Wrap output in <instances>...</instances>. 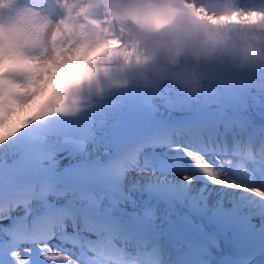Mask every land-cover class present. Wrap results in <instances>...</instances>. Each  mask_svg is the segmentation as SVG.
I'll use <instances>...</instances> for the list:
<instances>
[{
    "label": "snow or ice",
    "instance_id": "6c2138e0",
    "mask_svg": "<svg viewBox=\"0 0 264 264\" xmlns=\"http://www.w3.org/2000/svg\"><path fill=\"white\" fill-rule=\"evenodd\" d=\"M241 14L247 18L246 13L233 15ZM252 15L264 17V12ZM57 35H53L54 46ZM0 79H7L6 74ZM135 93L132 98L147 115L161 107L198 106L171 91L159 96ZM260 97H264V74L242 80L217 104L200 105L205 114L169 141L142 142L133 156L114 168L112 161L99 158L100 137L118 125L130 97H109L96 111L75 116L63 103L62 89L54 90L51 103L36 114L37 123L49 122L32 128L34 135L15 150L0 153V264H85L88 250L98 246L138 253L145 264H162L147 230L157 221V213L133 199L137 191L154 189L223 228L248 239L258 235L264 241V207L246 203L253 198L264 205V187L257 186L264 183V162L248 165L252 175L246 181L230 166L222 167L220 179L212 171L232 154L234 142L247 136L242 113L249 98L259 102ZM23 98L14 81L0 87V101L15 103ZM57 113L67 118H52ZM185 138L186 143L177 142ZM11 140L0 139V149ZM165 149L182 157L173 160L163 154ZM193 153L203 158V168L194 165ZM129 211L134 223L126 219ZM238 264H256L255 251L245 252Z\"/></svg>",
    "mask_w": 264,
    "mask_h": 264
},
{
    "label": "clouds",
    "instance_id": "9594fccd",
    "mask_svg": "<svg viewBox=\"0 0 264 264\" xmlns=\"http://www.w3.org/2000/svg\"><path fill=\"white\" fill-rule=\"evenodd\" d=\"M254 12H264V0H0V77L7 76L0 87L14 81L24 95L0 101V139L48 123H37L36 114L58 88L75 116L132 90L217 104L242 80L264 74V17ZM193 157L203 168V158ZM258 162L264 141L245 137L212 171L220 179L230 166L246 181L248 165ZM85 264H145V258L98 246Z\"/></svg>",
    "mask_w": 264,
    "mask_h": 264
},
{
    "label": "rangeland",
    "instance_id": "374dc122",
    "mask_svg": "<svg viewBox=\"0 0 264 264\" xmlns=\"http://www.w3.org/2000/svg\"><path fill=\"white\" fill-rule=\"evenodd\" d=\"M107 136V135H106ZM106 140H107V137H106ZM106 142H108V140L106 141ZM178 142V141H177ZM18 147V144L15 142V140L13 139V140H11L3 149H0V153H3V152H5V151H13V150H15L16 148ZM164 153H165V155L166 156H169L171 159H172V155H173V153H169V151L168 150H165L164 151ZM102 154V153H101ZM66 159H68V157H66ZM262 186V187H264V183H261V182H258L257 183V186ZM219 190V189H218ZM145 191V190H144ZM144 191H137L136 193H135V196H137L139 199H141V197H142V195H143V193H144ZM258 204L259 203H255V204H253V206H255V207H257L258 206ZM161 212L159 213V216L161 217ZM167 216H169V217H171L172 215H167Z\"/></svg>",
    "mask_w": 264,
    "mask_h": 264
},
{
    "label": "bare ground",
    "instance_id": "6f19581e",
    "mask_svg": "<svg viewBox=\"0 0 264 264\" xmlns=\"http://www.w3.org/2000/svg\"><path fill=\"white\" fill-rule=\"evenodd\" d=\"M255 95V94H254ZM259 110L261 111V113L264 114V107H258ZM109 132V130L106 131V133H102L101 134V137H100V144H99V148H100V151L102 150H105L106 147H107V140H106V135L107 133ZM184 143H186L187 141L186 140H183ZM255 144L259 145V142L255 141ZM261 186V185H260ZM219 191V190H218ZM246 203L250 204V205H253L255 203H257V201L253 198H249L246 200Z\"/></svg>",
    "mask_w": 264,
    "mask_h": 264
}]
</instances>
